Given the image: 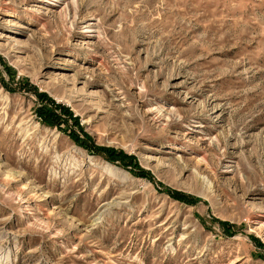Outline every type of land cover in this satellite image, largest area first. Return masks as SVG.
<instances>
[{
	"label": "rangeland",
	"instance_id": "374dc122",
	"mask_svg": "<svg viewBox=\"0 0 264 264\" xmlns=\"http://www.w3.org/2000/svg\"><path fill=\"white\" fill-rule=\"evenodd\" d=\"M0 264H264V0H0Z\"/></svg>",
	"mask_w": 264,
	"mask_h": 264
}]
</instances>
